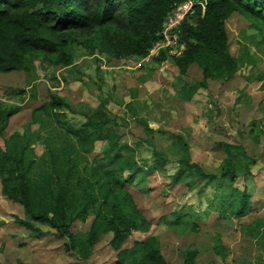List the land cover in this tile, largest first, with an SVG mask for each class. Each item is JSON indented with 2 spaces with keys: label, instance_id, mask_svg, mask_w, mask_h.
Instances as JSON below:
<instances>
[{
  "label": "rangeland",
  "instance_id": "374dc122",
  "mask_svg": "<svg viewBox=\"0 0 264 264\" xmlns=\"http://www.w3.org/2000/svg\"><path fill=\"white\" fill-rule=\"evenodd\" d=\"M224 26L237 69L229 79L198 86L188 100L178 95L180 81L189 84L201 75L195 63L188 65L186 74L179 75L170 54L177 53L180 44L165 45L162 59L156 56L164 48L154 44L144 56L116 58L107 39L109 27L68 30L73 36L68 64L56 63L57 52L34 51L24 69L0 70V147L7 148L10 134L19 135L16 142L28 144L26 157L33 158L32 176H38L48 169L49 149L60 151L70 144L76 149L75 155H70L80 168L86 166L85 172L92 156L108 145L104 139H95L86 152L64 127L80 126L85 119L80 110L96 106L104 98L101 109L108 116L107 125L123 144L114 150L125 162L142 168L126 187L141 214L154 223L162 237L166 263L185 264L179 247L194 246L199 252L193 264H264V247L245 228L249 224L248 229L258 225L264 229V29L256 18L237 10L225 18ZM50 92L77 110L61 107L54 115L48 107L40 109ZM173 133L181 136L186 149L175 141ZM224 142L240 144L253 158L247 165L251 174H238L232 181L250 192L252 208L240 217L218 215L223 206L220 200L226 198L221 194L229 189L228 179L217 187L214 179L206 181L187 170L173 181L178 160L186 156L204 171L218 174L225 155ZM153 150L166 156L159 168H152L161 161ZM173 212L190 214L191 227H170L167 220L174 219ZM14 216L27 217L18 202L0 194V264H19L18 260L35 264L113 261L108 232L98 236L84 258L66 247L68 239L55 236L47 223L32 221L43 231L33 236L15 222ZM89 218L88 213L73 229L82 232ZM181 228L188 229L177 233ZM217 236L227 247L224 257L213 252Z\"/></svg>",
  "mask_w": 264,
  "mask_h": 264
},
{
  "label": "trees",
  "instance_id": "16d2710c",
  "mask_svg": "<svg viewBox=\"0 0 264 264\" xmlns=\"http://www.w3.org/2000/svg\"><path fill=\"white\" fill-rule=\"evenodd\" d=\"M180 1L0 0V70L24 69L34 51L57 52L59 58L56 63L68 64V48L73 40L68 30L73 28L109 27L107 39L116 58L144 56L153 42L161 37L165 16ZM201 1L202 4H195L192 12L179 23L177 43L181 48L170 54L180 76L186 74L191 63L200 68L201 76L194 82L180 81L178 95L183 99H189L198 86L205 87L208 78L228 79L236 71L237 60L229 52L224 26L225 18L233 10L253 16L264 29V0ZM163 48L157 59L165 57L167 47ZM105 102L106 99L102 98L96 106L80 110L85 118L80 126L64 127L66 134L71 135L86 152L95 139H104L108 145L99 155L92 156L85 172L86 166L80 168L75 160L76 149L67 144L60 151L50 148L48 169L32 176L33 158L26 157L28 144L17 143L19 135L14 132L9 135L7 148L0 147L1 193L22 206L27 217L14 216L17 224L29 229L33 236H39L43 231L32 221L47 223L55 236L68 239L66 247L75 249L80 257L86 258L98 236L108 232V244L114 253L111 264H167L159 249V234L154 223L141 214L126 187V182L130 183L133 175L142 168L133 162H125L121 153L114 150L115 146L123 144L107 125L108 116L101 109ZM45 107L54 115L61 107L77 110L54 92H50L48 101L39 106L40 109ZM173 137L186 149L179 134L173 133ZM222 148L225 155L218 174L204 171L186 156L178 160L173 181H178L187 170L206 181L214 179L217 187L223 186V180L228 179L229 189L221 194L226 198L220 200V206H223L218 215L240 217L251 209L250 192L245 187L232 185V181L238 174L243 177L251 174L247 165L253 158L238 143L224 142ZM153 155L161 161L152 168L161 167L166 156L158 150H153ZM227 211L229 214L226 215ZM88 213L90 218L84 230L78 232L73 229L77 221L83 220ZM173 215L172 221L167 220L169 224L191 227V222H188L190 214L174 212ZM248 226H245L246 232L264 247L262 226L258 225L260 227L254 230ZM188 228L177 229V233ZM214 240L213 252L224 257L227 247L218 236ZM179 250L182 261L187 263L193 261L197 251L190 246L179 247Z\"/></svg>",
  "mask_w": 264,
  "mask_h": 264
},
{
  "label": "built area",
  "instance_id": "2783aa9c",
  "mask_svg": "<svg viewBox=\"0 0 264 264\" xmlns=\"http://www.w3.org/2000/svg\"><path fill=\"white\" fill-rule=\"evenodd\" d=\"M197 3H201V0H181L178 2L172 10L167 13L165 19L162 22V27L160 30L161 37L153 42L154 47H166L165 45L170 44V46L178 44L177 34L179 31V23L187 14L191 13L193 6Z\"/></svg>",
  "mask_w": 264,
  "mask_h": 264
},
{
  "label": "crops",
  "instance_id": "0c3cea01",
  "mask_svg": "<svg viewBox=\"0 0 264 264\" xmlns=\"http://www.w3.org/2000/svg\"><path fill=\"white\" fill-rule=\"evenodd\" d=\"M229 79V78H228ZM219 80H226V79H220V78H208L207 79V84H208V82H213V81H219ZM193 95V94H192ZM192 97V96H191ZM190 97V98H191ZM189 98V99H190ZM182 100H188V99H183L182 98ZM222 163V162H221ZM232 185H234V183L232 182ZM235 186V185H234ZM128 189V188H127ZM128 191H129V189H128ZM130 192V191H129ZM0 194H2L1 193V190H0ZM130 194H131V192H130ZM3 195V194H2ZM131 196H132V194H131ZM249 203H250V205H251V208H252V204H251V202H250V197H249ZM140 209V208H139ZM174 213V212H173ZM19 225V224H18ZM21 226V225H20ZM170 227H172L171 226V224H170ZM161 239V240H160ZM218 239H219V237H218ZM162 241V237H160L159 236V249H160V252H161V254H162V256H163V258L165 259V261H166V258H165V254H164V252H163V246L160 244V242ZM215 241V240H214ZM219 241H220V239H219ZM221 242V241H220ZM1 243V242H0ZM222 243V242H221ZM223 244V243H222ZM109 245V244H108ZM224 245V244H223ZM110 246V245H109ZM224 246H226V245H224ZM213 247V246H212ZM111 248V247H110ZM193 248H195L197 251H196V254H195V256H194V258H193V261H194V259H195V257H196V255L198 254V252H199V248L198 247H194L193 246ZM213 249V248H212ZM180 254H181V252H180ZM219 255V254H218ZM198 256V255H197ZM220 256V255H219ZM181 257H182V255H181ZM222 257V256H221ZM190 262V263H187V262H184V261H182V262H184L185 264H193L194 262ZM20 262V260H18V263ZM22 262V261H21ZM25 262V261H24ZM20 264V263H19ZM216 264V263H215Z\"/></svg>",
  "mask_w": 264,
  "mask_h": 264
}]
</instances>
